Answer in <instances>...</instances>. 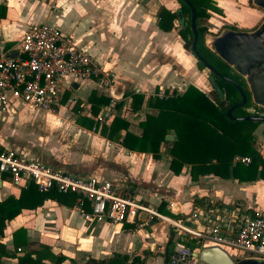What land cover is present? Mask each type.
Segmentation results:
<instances>
[{
    "label": "crops",
    "instance_id": "obj_1",
    "mask_svg": "<svg viewBox=\"0 0 264 264\" xmlns=\"http://www.w3.org/2000/svg\"><path fill=\"white\" fill-rule=\"evenodd\" d=\"M209 1L211 8L200 19V25L207 29L204 44L225 28L252 31L264 19V10L251 0ZM161 7L175 15L168 31L157 26ZM180 7L178 0H0V54L13 50L30 24L47 23L59 28L112 74L108 86L95 80L64 82L57 110L46 112L40 120V115L33 114L35 109L11 98L0 119V151L13 149L54 169L130 188L141 203L174 219L188 216L193 206L203 204L223 208L230 218L238 212L264 213V179L243 181L205 173L191 180L189 164H183L179 173L173 174L168 168V149L174 138L171 130L168 134L172 140L161 142L159 156L153 158L150 153L125 149L119 142L74 122L75 102H79L80 116H91L87 97L93 91L95 96L109 99L108 105L99 108V112L107 109L110 116L104 124L119 115L129 122L127 130L139 135L138 121L154 110L142 105L131 112L129 92L161 97L158 92L180 94L188 85L206 95L213 91L207 73L197 67L193 54L182 46L180 19L176 16ZM50 116L56 117L57 126H52ZM42 124L51 125L49 130L43 129L46 142L33 144V133ZM56 130L58 133H54ZM123 133L121 129L119 134ZM252 137L254 149L264 160V123L255 125ZM19 190L7 175H0V200L8 195L17 197ZM18 228L25 230V244L14 250L11 234ZM170 236L167 225L158 219L141 226L131 221L114 224L86 220L74 205L45 199L40 206L21 209L5 221L0 244L15 257L0 256V264H17L16 257L23 250L41 245L67 258L60 264H72L68 259L73 264H84L87 257L106 258L113 253L127 255L128 261L137 256L144 264H164ZM201 243L215 245L209 239Z\"/></svg>",
    "mask_w": 264,
    "mask_h": 264
},
{
    "label": "trees",
    "instance_id": "obj_2",
    "mask_svg": "<svg viewBox=\"0 0 264 264\" xmlns=\"http://www.w3.org/2000/svg\"><path fill=\"white\" fill-rule=\"evenodd\" d=\"M178 1L181 6L178 34L183 40V48L190 51L189 8L181 0ZM188 1L195 9L196 50L198 54L219 73L236 81L246 95L244 105L233 109L232 115L251 114L246 109L254 107V105L250 101L244 82L204 44L203 37L207 29L200 25V19L206 16L205 10L211 8L210 1ZM157 17V26L161 30L168 31L173 27L174 13L161 7ZM196 65L199 69L204 68L200 61L196 60ZM208 81L216 94L214 98H209L202 90L193 85H188L180 94H164L161 97L156 94L145 97L141 93L129 92V109L131 112L135 113L142 105L154 110L153 113H146L144 119L138 121L137 125L141 130L139 135L129 132L127 130L129 122L119 115L112 116L107 125L99 122L96 119L99 108L108 105L109 99L103 96H95L93 91L87 97V101L90 103L91 116H80L77 113L79 102H75L73 107L76 113L74 122L85 129L98 131L101 136L109 140L119 142L125 149L150 153L153 158H158L159 145L164 142V135L171 130L174 138L168 149L170 155L168 168L173 174H178L183 164H189L191 180L195 179L197 175L205 173L243 181L255 178L264 179V160L252 145V131L258 122L228 119L224 114L225 109L239 101L236 89L211 72L208 74ZM64 98L65 95H63ZM119 105L120 103L114 104L115 107ZM121 129L124 130L122 135L119 134ZM235 156H248L249 162L242 164L234 161ZM75 198V194L60 192L53 187L40 191L32 181H29L25 188H20L17 197L8 195L0 200V236L3 234L5 221L19 214L21 209H33L40 206L45 199L73 206ZM84 211H88L86 202ZM11 237L14 250L25 244V230L23 228L14 230ZM178 238L192 249L201 245L200 241L194 238L183 239L182 236H178ZM169 242L170 239H168ZM0 256L15 257L14 253L8 252L1 244ZM16 259L17 264H42L45 261L51 264H60L67 258L63 255H55L50 252L47 246L41 245L37 248L23 250L21 256L16 257ZM68 260L73 264L71 259ZM84 264L144 263L137 256H133L128 261L127 255L113 253L106 258L87 257ZM164 264H168L167 254Z\"/></svg>",
    "mask_w": 264,
    "mask_h": 264
},
{
    "label": "built area",
    "instance_id": "obj_3",
    "mask_svg": "<svg viewBox=\"0 0 264 264\" xmlns=\"http://www.w3.org/2000/svg\"><path fill=\"white\" fill-rule=\"evenodd\" d=\"M13 50L16 54L10 58L0 54V119L11 98L21 100L30 109L53 113L61 103L64 82L95 80L108 86L112 79V74L89 52L51 24H30ZM106 110L97 114L99 122L109 120ZM233 160L247 164L249 157L235 156ZM0 174L7 175L19 188H25L32 181L40 191L53 187L75 194L74 206L86 220L114 224L131 221L138 226L152 219L165 221L172 228L166 250L168 264L200 263L192 256V248L178 238L180 233L199 241L209 239L220 247L264 260L263 212H238L230 218L223 208L203 204L193 206L188 216L174 219L141 203L130 188L91 175L54 169L42 161L25 158L13 149L0 151ZM85 202L88 211H84ZM183 220L193 222L194 229L183 225Z\"/></svg>",
    "mask_w": 264,
    "mask_h": 264
},
{
    "label": "water",
    "instance_id": "obj_4",
    "mask_svg": "<svg viewBox=\"0 0 264 264\" xmlns=\"http://www.w3.org/2000/svg\"><path fill=\"white\" fill-rule=\"evenodd\" d=\"M189 8V27L191 31L190 52L197 61H200L213 75L231 84L239 95V101L228 106L224 114L232 121H250L264 123V115L247 114L233 116L232 110L242 107L246 101V95L241 87L233 79L222 75L204 60L196 50L197 32L195 28V9L188 0H181ZM251 2L264 10V0H251ZM176 16L181 18L180 10ZM205 46L231 70L243 79L246 90L252 104L264 107V19L257 28L252 31L233 30L225 28L216 36L209 37ZM15 50L8 52L5 57L15 56ZM135 116L134 118H136ZM165 141H171L172 135H164ZM182 224L194 229L195 224L189 220H183ZM192 256L204 264H264L263 259L243 258L236 262L230 255L218 245H207L192 249Z\"/></svg>",
    "mask_w": 264,
    "mask_h": 264
},
{
    "label": "rangeland",
    "instance_id": "obj_5",
    "mask_svg": "<svg viewBox=\"0 0 264 264\" xmlns=\"http://www.w3.org/2000/svg\"><path fill=\"white\" fill-rule=\"evenodd\" d=\"M204 69V72H206L207 73V75L209 74V71L206 69V68H203ZM240 77V76H239ZM240 79L243 81V79L240 77ZM209 98H214V97H216V94L214 93V91H209L208 92V95H207ZM79 104V103H78ZM77 104V105H78ZM254 105V104H253ZM246 111L248 112V113H251V114H264V107H260V106H256V105H254V107H249V108H247L246 109ZM46 112H42V111H38V110H33V114H38V115H40V116H37V119H41V117L45 114ZM98 114V113H97ZM51 117V122H52V126H57L58 124L56 123V117L55 116H50ZM30 120H34V119H32V118H30ZM29 122H31V121H29ZM34 122V121H33ZM48 126H51V125H48ZM48 126L46 125V124H42L41 125V127L42 128H36V130H35V132L33 133V144H36V145H39V143L41 144H43V143H45L46 141V139H45V132L43 131V129H47L48 128ZM48 130H49V128H48ZM53 130H55L54 129V127H53ZM54 133H58V130H56V131H54ZM48 142V141H47ZM161 221V220H160ZM163 223L164 224H166L167 225V227H168V229H169V231H170V233H172V228L170 227V225H168L165 221H163ZM177 236H182V238L183 239H188V238H190L189 237V235L188 234H182V233H180V235H177ZM200 243H201V241H200ZM202 246H205V244H202L201 243V245L199 246V247H197V248H200V247H202ZM227 253L230 255V257L236 262L237 260H239V259H243V258H245V256H246V254L245 253H243V252H241V251H237V250H230V249H228L227 250ZM198 264H203V263H199L198 262Z\"/></svg>",
    "mask_w": 264,
    "mask_h": 264
}]
</instances>
